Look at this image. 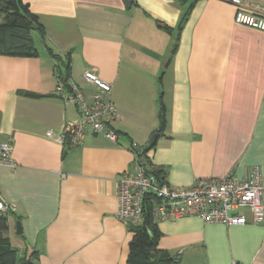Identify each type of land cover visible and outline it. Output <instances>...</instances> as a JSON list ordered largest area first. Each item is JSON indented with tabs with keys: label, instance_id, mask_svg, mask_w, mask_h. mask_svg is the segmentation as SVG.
I'll use <instances>...</instances> for the list:
<instances>
[{
	"label": "crops",
	"instance_id": "0c3cea01",
	"mask_svg": "<svg viewBox=\"0 0 264 264\" xmlns=\"http://www.w3.org/2000/svg\"><path fill=\"white\" fill-rule=\"evenodd\" d=\"M23 2L44 27L33 31L38 55H0V141L16 164L0 165V193L17 206L24 245L5 236L19 263H126L132 232L117 217V178L135 170L133 143L174 188L255 167L264 182V31L236 23L230 0H197L185 19L180 0ZM89 68L111 84L118 138L87 133L68 148L56 136L78 112L58 79L91 95ZM157 226L177 264H264V222Z\"/></svg>",
	"mask_w": 264,
	"mask_h": 264
},
{
	"label": "built area",
	"instance_id": "2783aa9c",
	"mask_svg": "<svg viewBox=\"0 0 264 264\" xmlns=\"http://www.w3.org/2000/svg\"><path fill=\"white\" fill-rule=\"evenodd\" d=\"M230 1L235 6L236 23L264 31V7L244 0ZM83 79L95 87L91 95H86L72 79L67 84L58 79L56 87L63 101L73 103L78 112L77 118L67 120L56 136L68 148L78 146L87 133L102 134L111 141L118 138L114 124L119 115L110 99L111 84L91 68L84 71ZM47 135L52 137L53 132L47 131ZM132 149L135 170L124 171L117 178V217L121 221L131 226L142 225L149 204L157 223L187 216L223 225L264 222V182L257 167L246 177L229 173L223 177L199 178L190 188H174L155 173L142 146L133 143ZM12 153V143L0 141V165L15 167ZM16 209V204L6 201L0 193V217Z\"/></svg>",
	"mask_w": 264,
	"mask_h": 264
},
{
	"label": "trees",
	"instance_id": "16d2710c",
	"mask_svg": "<svg viewBox=\"0 0 264 264\" xmlns=\"http://www.w3.org/2000/svg\"><path fill=\"white\" fill-rule=\"evenodd\" d=\"M197 0H180L186 4L184 18L189 14ZM167 28V27H166ZM181 28V23L178 26ZM33 31L43 35L44 27L38 16L33 13L23 0H0V55L29 57L37 56L38 50L34 43ZM67 84V79H62ZM68 86V85H67ZM164 106H162V124L164 126ZM152 147L148 146V149ZM147 149L145 148V152ZM150 163V162H149ZM151 164V163H150ZM155 173L165 179L162 171ZM146 219L142 225L131 226L132 238L125 264H177L179 259L167 250L159 247L161 236L157 222L151 216V205L148 204ZM9 228L8 217H0V264H20L18 250L10 239L5 236ZM37 260V257L34 258ZM28 264H37L29 260Z\"/></svg>",
	"mask_w": 264,
	"mask_h": 264
},
{
	"label": "rangeland",
	"instance_id": "374dc122",
	"mask_svg": "<svg viewBox=\"0 0 264 264\" xmlns=\"http://www.w3.org/2000/svg\"><path fill=\"white\" fill-rule=\"evenodd\" d=\"M36 43H37V46L40 47V43L37 38H36ZM8 218H9L10 224H9V229L5 232V234L12 239V244L14 246H19V244L21 243H22L21 245H24L22 241V236L17 234L16 223L13 221L10 214L8 215Z\"/></svg>",
	"mask_w": 264,
	"mask_h": 264
},
{
	"label": "water",
	"instance_id": "95a60500",
	"mask_svg": "<svg viewBox=\"0 0 264 264\" xmlns=\"http://www.w3.org/2000/svg\"><path fill=\"white\" fill-rule=\"evenodd\" d=\"M125 1H126L127 4H130L132 0H125ZM157 136H158V134L154 133L150 137V139L148 141V146H150V147L154 146V143H155V140H156ZM22 232H23L22 231V225H21L20 221H18L17 222V233L18 234H22ZM28 263H29V261L27 259H24L20 264H28Z\"/></svg>",
	"mask_w": 264,
	"mask_h": 264
}]
</instances>
